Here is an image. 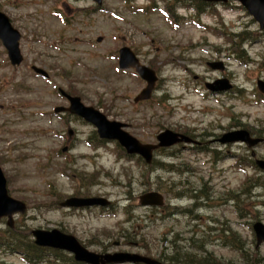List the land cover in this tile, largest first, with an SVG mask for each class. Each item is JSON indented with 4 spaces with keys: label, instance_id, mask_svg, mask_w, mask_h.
<instances>
[{
    "label": "rangeland",
    "instance_id": "rangeland-1",
    "mask_svg": "<svg viewBox=\"0 0 264 264\" xmlns=\"http://www.w3.org/2000/svg\"><path fill=\"white\" fill-rule=\"evenodd\" d=\"M129 1L103 0L98 10L90 0H0V11L21 33L23 55L22 63L13 67L0 44V166L9 194L27 206L24 213L13 215L11 228H58L93 251L109 246V251L155 257L168 251L180 259L177 264H201L204 255L217 264H251L230 245L238 239L248 256L257 255L255 264H264V244L255 248L251 228L255 221L264 223V170L248 165L250 149L243 144L227 148L209 142L233 128L264 130V95L255 88L257 79L264 80V37L258 24L238 2L216 6L217 13L202 15L199 25L187 19L175 27L161 10L139 11L148 0ZM163 2L155 0L154 6L164 7ZM242 29L255 33L242 45L251 60L247 63L232 58V39L222 35ZM123 45L158 75L150 102H132L145 83L133 70H119L117 50ZM218 60L225 65L223 71L206 64ZM30 65L44 68L49 77L35 76ZM224 76L232 82V91L214 94L204 88V81ZM56 88L126 123V130L142 142H154L160 130L171 129L207 143V151L176 150V145L154 154L155 162H167L169 170L155 163L138 167L136 161L122 158L113 142L89 145L93 126L51 115L55 106L67 105ZM67 141L71 149L60 152ZM212 149L218 150V159ZM253 150L264 160V142ZM154 190L164 195L165 210H158L151 225L144 219L148 209L138 206L137 196ZM69 195L103 196L115 208L104 212L58 207ZM131 204L142 227L136 237L137 231L124 223ZM11 228L6 217L0 220V233ZM127 232L131 242H140L144 249L112 245ZM191 236L203 244L202 250L188 242ZM0 264L29 263L21 253L1 249Z\"/></svg>",
    "mask_w": 264,
    "mask_h": 264
},
{
    "label": "water",
    "instance_id": "water-1",
    "mask_svg": "<svg viewBox=\"0 0 264 264\" xmlns=\"http://www.w3.org/2000/svg\"><path fill=\"white\" fill-rule=\"evenodd\" d=\"M97 4H101L102 0H93ZM205 1H227V0H205ZM250 13L254 19L262 27L264 23V0H238ZM20 34L12 27L8 17L0 12V40L7 51L8 58L12 65H17L22 60V55L19 50L18 40ZM97 40H100L98 38ZM212 69H223L221 61H214L208 63ZM119 67L128 68L132 67L139 74V76L145 80L146 85L140 90V92L134 97V102L139 100L148 99L154 88V83L157 79L155 72L149 67L139 63L137 57L129 47H122L119 49ZM32 69L43 76H47V73L36 66H32ZM206 87L211 91H226L230 89L231 84L226 78H218L212 82H207ZM258 89L264 93V81H257ZM60 92L68 99L69 106L56 107L55 111L67 110L70 113L76 114L86 121L92 123L97 130L98 135L105 139H115L122 145L127 153L139 154L146 162H150L152 158V151L158 147H166L177 142H188L191 139L184 134L174 132L169 129H165L156 135L157 143H141L135 137L130 135L122 128L125 124L117 121H111L106 116L93 108L92 106L84 105L79 96H71L64 91ZM261 139L253 138L250 136L246 129H235L223 133L218 141L221 143L241 141L247 146L251 147L257 144ZM253 154V153H252ZM257 165L260 168H264V161L257 160ZM139 203L141 205H162L163 197L161 194L155 191H148L139 195ZM109 201L104 197H76L70 196L60 203L64 207H82L91 205H106ZM26 210L24 202L12 198L6 189V179L0 168V218L7 217V225L12 226V214L19 212L23 213ZM253 230L256 237V246L264 242V224L256 222L253 225ZM34 237L35 244L39 246L51 247L68 251L73 254L74 259L86 264H113L123 262H143L145 264H155L157 261L147 256L139 255L136 253H129L123 251L95 253L88 250L71 234L64 233L57 228L53 229H33L31 231ZM213 264V263H210Z\"/></svg>",
    "mask_w": 264,
    "mask_h": 264
},
{
    "label": "trees",
    "instance_id": "trees-1",
    "mask_svg": "<svg viewBox=\"0 0 264 264\" xmlns=\"http://www.w3.org/2000/svg\"><path fill=\"white\" fill-rule=\"evenodd\" d=\"M164 1H165V7L167 9H173L174 4L177 3L175 2V0L174 1L164 0ZM185 6L187 9H191L193 11L196 18L203 13H208L213 8L212 4H208V3H205L199 0H186ZM143 10L147 11L146 8H143ZM254 34L255 33L251 32L249 29H243L239 31H229L222 35L226 39L227 38L232 39V41H230V45L234 49L232 55H234V57L240 61H245L246 57L241 53L243 50L241 45L244 42L249 41L250 38H253ZM263 60H264V57H263ZM255 135L264 136V130L262 131L257 130V132H255ZM96 141L98 142L99 140L93 137V140H91V143L95 144ZM159 151H163V149H160ZM138 161H139L138 163L142 165V167L145 166V163L142 162L141 159L140 160L138 159ZM154 163L156 167H159L160 169L169 170L170 166L165 164V162H155V160H153L149 166L144 167V168H152V165ZM247 192L248 191H245L246 194ZM236 197H237V194H236ZM233 236L237 238L236 233ZM188 242L192 244L194 247L199 248L200 250H202L203 248L192 237L188 238ZM229 242H230V245L236 250V252H238L241 255L242 261L244 263L249 262L251 264H255V262L258 260V257L256 254H252L248 256V250L246 249L245 244L238 241V239L234 241L230 240ZM1 249L10 251V252L17 251L21 253L24 260L29 264H40V263L64 264V261L66 262L65 264H79L75 262L71 256H69L68 254L62 251L45 249V248H41V247L34 245L30 237V231H27V230L22 231L19 229L11 228L8 233L5 231L3 233H0V250ZM188 251L191 253L190 250ZM189 252H187V254H189ZM51 254L53 255L52 256L53 258L50 257ZM162 258L166 259L167 262L169 261L167 264H177L178 261L180 260L179 258H177V256L175 257L173 255H166L165 252L162 255ZM185 262H188V263L190 262L187 260V257H185ZM209 262H213V261L204 255L201 264H206Z\"/></svg>",
    "mask_w": 264,
    "mask_h": 264
}]
</instances>
